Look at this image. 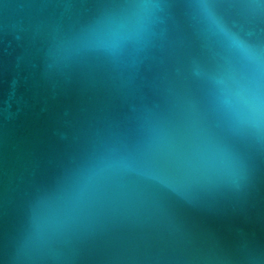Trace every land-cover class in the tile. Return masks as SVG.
<instances>
[{
  "label": "water",
  "instance_id": "water-1",
  "mask_svg": "<svg viewBox=\"0 0 264 264\" xmlns=\"http://www.w3.org/2000/svg\"><path fill=\"white\" fill-rule=\"evenodd\" d=\"M0 264H264V0H0Z\"/></svg>",
  "mask_w": 264,
  "mask_h": 264
}]
</instances>
